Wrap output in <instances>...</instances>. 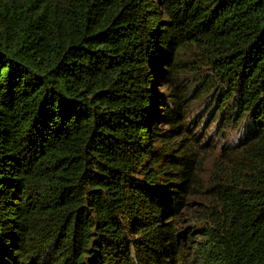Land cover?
I'll return each instance as SVG.
<instances>
[{"label": "trees", "instance_id": "trees-1", "mask_svg": "<svg viewBox=\"0 0 264 264\" xmlns=\"http://www.w3.org/2000/svg\"><path fill=\"white\" fill-rule=\"evenodd\" d=\"M264 264V0H0V264Z\"/></svg>", "mask_w": 264, "mask_h": 264}, {"label": "rangeland", "instance_id": "rangeland-1", "mask_svg": "<svg viewBox=\"0 0 264 264\" xmlns=\"http://www.w3.org/2000/svg\"><path fill=\"white\" fill-rule=\"evenodd\" d=\"M187 264V263H186Z\"/></svg>", "mask_w": 264, "mask_h": 264}]
</instances>
